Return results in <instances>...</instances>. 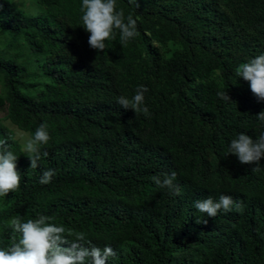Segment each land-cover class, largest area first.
<instances>
[{
  "label": "trees",
  "instance_id": "16d2710c",
  "mask_svg": "<svg viewBox=\"0 0 264 264\" xmlns=\"http://www.w3.org/2000/svg\"><path fill=\"white\" fill-rule=\"evenodd\" d=\"M34 1L29 14L0 0V109L27 135L46 122L48 155L31 168L0 119L22 175L0 197V248L19 238L12 217L43 214L111 245L108 264H264V157L254 172L228 154L239 133L264 134V102L236 74L264 53V0H116L139 35L122 43L116 30L100 53L82 27V0ZM26 58L47 79L40 86L26 83ZM142 84L147 117L116 102ZM226 90L232 101L217 96ZM49 168L57 174L41 184ZM173 171L180 195L152 179ZM220 195L243 212L194 208Z\"/></svg>",
  "mask_w": 264,
  "mask_h": 264
},
{
  "label": "clouds",
  "instance_id": "9594fccd",
  "mask_svg": "<svg viewBox=\"0 0 264 264\" xmlns=\"http://www.w3.org/2000/svg\"><path fill=\"white\" fill-rule=\"evenodd\" d=\"M128 3L139 8L138 0H128ZM81 11L82 27L90 34L88 44L98 53L107 48L106 41L109 38L115 39L116 30L122 43H127L139 35L137 19L132 14L125 16L123 9L118 10L116 0H82ZM236 74L249 83L257 102H264V53L241 63ZM148 91L145 85H139L134 96L128 98L121 95L116 102L125 110L131 109L134 113H143L147 117L150 115L145 101V93ZM217 96L225 101H232L227 90L218 92ZM256 118L264 121V110ZM48 129L46 122L41 123L33 134L23 140V154L33 169L39 167L42 155H48L43 150V146L50 140ZM9 139L11 137L0 138V197H5L20 187L22 180V175L17 170L18 155L10 150ZM228 154L235 155L242 165H255L252 171H259L261 158L264 157V134L253 139L243 132L239 133L230 142ZM56 174L55 169L44 170L40 183H50ZM176 178L175 171L152 177L157 188L180 195L182 189L175 183ZM194 208L206 213L208 217H215L221 211L235 209L243 212L244 204L230 195H220L218 199L211 196L198 199L194 202ZM52 221L53 217L43 214L26 221L19 214L12 217L9 226L13 233L19 234V238L11 245L0 248V264H108L109 258L117 257V252L111 245L101 248L88 238L86 232H74Z\"/></svg>",
  "mask_w": 264,
  "mask_h": 264
},
{
  "label": "rangeland",
  "instance_id": "374dc122",
  "mask_svg": "<svg viewBox=\"0 0 264 264\" xmlns=\"http://www.w3.org/2000/svg\"><path fill=\"white\" fill-rule=\"evenodd\" d=\"M13 2L19 9L23 10L26 13L34 14L38 10V5L35 3L34 0H10ZM3 48V41L0 40V49ZM28 72L26 73V83L35 82L37 86H40V84L47 79L43 75L39 73V70H37L36 64L31 60L26 58L24 61ZM36 87H29L26 86L25 88L29 91H33ZM0 93H3V86L0 81ZM0 119L1 123L7 126L10 130L13 132L14 138L17 140V142L20 144L21 149H23V140L28 136L26 132L17 129L14 125H12L7 119L4 118V109H0Z\"/></svg>",
  "mask_w": 264,
  "mask_h": 264
}]
</instances>
